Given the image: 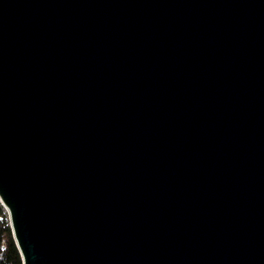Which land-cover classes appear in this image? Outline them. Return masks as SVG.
<instances>
[{"label": "water", "instance_id": "1", "mask_svg": "<svg viewBox=\"0 0 264 264\" xmlns=\"http://www.w3.org/2000/svg\"><path fill=\"white\" fill-rule=\"evenodd\" d=\"M0 201L24 264H264V0H0Z\"/></svg>", "mask_w": 264, "mask_h": 264}, {"label": "trees", "instance_id": "2", "mask_svg": "<svg viewBox=\"0 0 264 264\" xmlns=\"http://www.w3.org/2000/svg\"><path fill=\"white\" fill-rule=\"evenodd\" d=\"M0 264H24L8 213L0 201Z\"/></svg>", "mask_w": 264, "mask_h": 264}]
</instances>
